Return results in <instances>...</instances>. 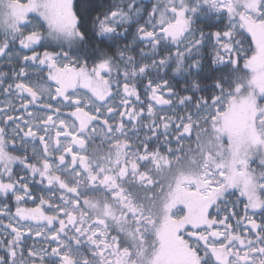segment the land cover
Masks as SVG:
<instances>
[{"label": "snow or ice", "instance_id": "snow-or-ice-1", "mask_svg": "<svg viewBox=\"0 0 264 264\" xmlns=\"http://www.w3.org/2000/svg\"><path fill=\"white\" fill-rule=\"evenodd\" d=\"M0 264H264V0H0Z\"/></svg>", "mask_w": 264, "mask_h": 264}, {"label": "trees", "instance_id": "trees-1", "mask_svg": "<svg viewBox=\"0 0 264 264\" xmlns=\"http://www.w3.org/2000/svg\"><path fill=\"white\" fill-rule=\"evenodd\" d=\"M206 55H208V56H210L211 55V48H209L208 50H207V53H206ZM174 83H175V81H174ZM183 82H180V84L178 85V87H180V88H183ZM14 210V209H13Z\"/></svg>", "mask_w": 264, "mask_h": 264}]
</instances>
